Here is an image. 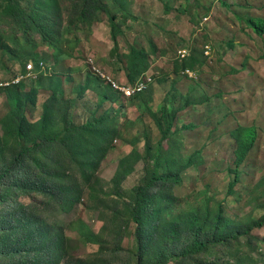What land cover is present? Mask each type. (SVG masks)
I'll list each match as a JSON object with an SVG mask.
<instances>
[{
  "label": "trees",
  "instance_id": "16d2710c",
  "mask_svg": "<svg viewBox=\"0 0 264 264\" xmlns=\"http://www.w3.org/2000/svg\"><path fill=\"white\" fill-rule=\"evenodd\" d=\"M127 5L126 0H72L70 19L62 28L57 0H0V21L14 28L12 37L0 35V56L20 67L19 76L25 77V66L31 62L33 72L44 78L30 88L21 80L0 87L8 108L0 120V264H89L71 257L73 239L59 223L45 218L42 204L62 213L79 204L85 189H90L97 179L101 162L114 141L123 138L117 117L119 107H109L101 115L89 111L86 116L84 107L78 105L79 98L65 97L64 81L54 69L74 58V41L68 37L71 28L91 27L105 13L114 42L111 55L118 57L115 72L125 74L124 80H115L132 86L143 75H149L150 55L144 48L132 45L128 53H119L118 37L129 16ZM245 22L255 34L264 36V17H248ZM36 36L51 53L37 51ZM152 49L155 51L156 46L152 45ZM202 56L191 51L174 62V73L194 72L196 66L204 64ZM49 61L54 68L39 67ZM150 85L144 92L126 97L91 68L82 85L83 91L96 94L100 106L122 104L125 99L141 102L161 132L156 144L146 135L144 154L134 147L124 156L114 178L119 190L133 170V163L144 161V176L130 189L124 202L129 222L135 225L136 264H213L207 253L218 245L226 247L231 257L228 263L233 264L243 252L234 242H241L254 228L263 227L264 217L242 227L225 215L221 205L211 209L209 203L172 214L176 199L173 189L182 182L185 170L200 163L202 152L199 149L185 154L173 138L179 112L191 105V99L181 96L178 105L168 93L160 107L154 109ZM40 92L48 94L42 103L38 102ZM230 136L236 144L235 167L230 168L235 175L230 182L233 189L240 181L241 165L256 146L259 128L255 124H238ZM137 139L134 136L133 143ZM23 199L32 202L24 203ZM82 236L91 243L100 241L88 230Z\"/></svg>",
  "mask_w": 264,
  "mask_h": 264
},
{
  "label": "rangeland",
  "instance_id": "374dc122",
  "mask_svg": "<svg viewBox=\"0 0 264 264\" xmlns=\"http://www.w3.org/2000/svg\"><path fill=\"white\" fill-rule=\"evenodd\" d=\"M57 1L64 28L70 19L72 0ZM126 1L129 16L118 37L119 53H128L136 45L150 55L151 106L160 107L168 93L176 98L178 105L181 96L191 99V105L179 112L173 138L185 154L200 149L201 161L185 170L182 182L174 187L172 214L209 203L211 209L221 205L225 215L242 227L254 219L261 220L264 217V36L255 34L245 20L264 17V0ZM119 18L123 17L119 15ZM13 32L11 23L0 21V35L10 38ZM68 37L74 41V58L54 69L64 81L65 97L79 98L78 105L84 107L86 116L89 111L101 115L109 107H119L117 117L123 138L114 141L101 162L97 179L90 189H85L75 209L62 213L42 204L41 212L48 221L59 223L73 239L71 257L89 264H136L135 225L129 222L124 202L130 189L144 176V161L133 163V170L121 182L119 190L114 178L124 156L134 147L144 154L146 135L156 144L161 132L141 102L125 99L122 104L100 106L94 92L82 90L91 68L90 59L113 79L124 80L123 71L115 72L118 57L111 55L114 42L108 16L101 13L91 27H72ZM35 40L38 52L51 53L37 36ZM5 42L14 48L12 42L7 39ZM152 45L156 46L155 51ZM193 50L197 56L203 55L204 64L196 66L194 72L175 74L174 62L189 56ZM28 65L33 68V63L28 62L26 72ZM43 66L54 68L50 61ZM19 70L18 65L1 55L0 85L21 80L30 88L38 79H44L37 76L38 72L32 75L27 72L21 77ZM47 96L46 92H40L38 102H44ZM7 110L5 98L0 95V120ZM238 124L257 125L259 137L241 165L240 181L232 189L230 182L235 175L230 168L235 167L236 144L230 131ZM134 136L138 137L136 143L132 141ZM23 202L32 201L23 199ZM85 230L97 234L100 241L88 242L82 236ZM238 243L243 252L241 259L233 264H264V226L254 228L241 242H234L236 248ZM207 255L213 264H229L231 258L226 247L220 245Z\"/></svg>",
  "mask_w": 264,
  "mask_h": 264
},
{
  "label": "built area",
  "instance_id": "2783aa9c",
  "mask_svg": "<svg viewBox=\"0 0 264 264\" xmlns=\"http://www.w3.org/2000/svg\"><path fill=\"white\" fill-rule=\"evenodd\" d=\"M183 52H185V51H183ZM180 54L182 55V57H185V53H182V51L180 52ZM89 64L91 65V70L95 75H97L101 79L107 81L111 85V87L114 91H117L118 93H121V94L125 95L126 97H132L136 94L144 92L152 82V78L148 74H145L141 78H139L134 85L125 86V85H122L119 82H117V80L113 79L111 77V75H109L108 73L101 71V69L94 64L92 59L89 60ZM39 67L41 69H43L44 66L42 63H40ZM26 69H27V72L29 75L34 74V72H33L34 70H33L31 65H28L26 67ZM18 81H20V80L12 82L11 84H16V83H18ZM7 85L8 84H6L4 86H7ZM0 87H2V85H0Z\"/></svg>",
  "mask_w": 264,
  "mask_h": 264
}]
</instances>
